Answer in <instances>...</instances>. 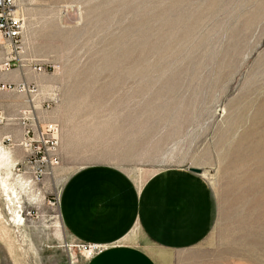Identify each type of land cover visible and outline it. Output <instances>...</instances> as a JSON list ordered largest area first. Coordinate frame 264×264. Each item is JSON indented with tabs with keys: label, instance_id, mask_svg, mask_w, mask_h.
Here are the masks:
<instances>
[{
	"label": "rangeland",
	"instance_id": "obj_1",
	"mask_svg": "<svg viewBox=\"0 0 264 264\" xmlns=\"http://www.w3.org/2000/svg\"><path fill=\"white\" fill-rule=\"evenodd\" d=\"M17 2L19 40L0 34V153L18 194L0 184V264L87 263L90 243L57 224L65 181L87 166L142 182L200 168L207 232L146 250L264 264V0Z\"/></svg>",
	"mask_w": 264,
	"mask_h": 264
},
{
	"label": "crops",
	"instance_id": "obj_2",
	"mask_svg": "<svg viewBox=\"0 0 264 264\" xmlns=\"http://www.w3.org/2000/svg\"><path fill=\"white\" fill-rule=\"evenodd\" d=\"M59 210L71 238L101 246L86 264H158L147 244H193L207 232L211 212L201 174L170 169L142 182L114 166H87L70 175Z\"/></svg>",
	"mask_w": 264,
	"mask_h": 264
},
{
	"label": "built area",
	"instance_id": "obj_3",
	"mask_svg": "<svg viewBox=\"0 0 264 264\" xmlns=\"http://www.w3.org/2000/svg\"><path fill=\"white\" fill-rule=\"evenodd\" d=\"M17 0H0V34L8 41H18L22 33V21L18 13ZM51 132V143L55 145L57 135V125H49ZM48 142V140H46ZM85 249H90L92 252L98 251L101 246L96 244H84Z\"/></svg>",
	"mask_w": 264,
	"mask_h": 264
},
{
	"label": "bare ground",
	"instance_id": "obj_4",
	"mask_svg": "<svg viewBox=\"0 0 264 264\" xmlns=\"http://www.w3.org/2000/svg\"><path fill=\"white\" fill-rule=\"evenodd\" d=\"M9 160H10V158L8 157V153L2 149V151L0 153V184H1L4 192L7 193V196L9 197V201L13 202L14 200H16L15 198H18V194L15 191V189L12 187V185L8 182L9 181V179H8L9 174L11 172ZM14 215H15V213H14ZM17 215L15 216V218L17 217ZM21 217L22 216L20 215V218ZM57 224L62 226L61 221H58Z\"/></svg>",
	"mask_w": 264,
	"mask_h": 264
},
{
	"label": "water",
	"instance_id": "obj_5",
	"mask_svg": "<svg viewBox=\"0 0 264 264\" xmlns=\"http://www.w3.org/2000/svg\"><path fill=\"white\" fill-rule=\"evenodd\" d=\"M190 170H191L192 172H195V173H201V169H200V168L190 167Z\"/></svg>",
	"mask_w": 264,
	"mask_h": 264
}]
</instances>
